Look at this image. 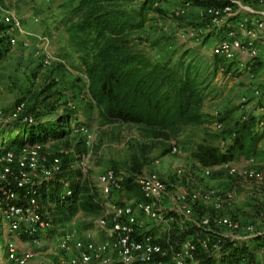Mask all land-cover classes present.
Listing matches in <instances>:
<instances>
[{
	"label": "rangeland",
	"instance_id": "obj_1",
	"mask_svg": "<svg viewBox=\"0 0 264 264\" xmlns=\"http://www.w3.org/2000/svg\"><path fill=\"white\" fill-rule=\"evenodd\" d=\"M78 1L6 0L5 4L0 3L1 25L5 27L4 18L8 12H14L21 18L22 26L32 33L27 38L28 45L21 41L18 45H13L10 43V37L16 36L18 31L12 30L10 35L7 33L8 43L3 47L4 58L0 61V149L11 143L8 140L4 144V138H1V133L7 129L8 123L25 120L26 117L33 118L35 123L72 112L76 119L69 126L70 134L64 139L48 142L41 151L38 166L26 172L27 178L33 183L44 180V170L49 165L48 161L57 155H79L80 159L75 162V168L81 169V181L98 194V201L103 202L105 199L98 192L97 186L100 174L112 168L125 173L126 180L135 174L134 162L138 160L139 163H145L138 173L157 171L169 184L171 197L175 194L176 198L180 192L174 184L188 191L201 186L220 188L223 189V193L233 190L236 195L228 205H225L224 213L241 220L243 224H254L258 229L264 230V223L261 220V213L264 212V185L232 177L224 170L203 177V165L195 158V153L202 147L217 148L227 153L236 141L235 132L239 125L250 117L264 115V71L239 69L236 65L224 61L221 65L223 69H228L227 72H217L208 84L203 106L206 122L203 125L184 127L169 140L147 139L134 124L121 122L108 124L102 119L99 107L91 97L85 68L78 53H72L69 47V33L65 23ZM200 6L194 3L190 7H185L175 0L157 1L154 9L147 12L144 26L130 31L127 38L138 50L157 61L167 59L178 61L182 57L191 58L195 53L204 61L209 58L215 43L223 34L220 32L206 37L207 32L201 19L204 16L203 9ZM35 18L39 19L38 22L34 20ZM39 35L49 39L50 43L47 47L43 46V49L51 50L56 58L53 62L48 63L44 53L38 52ZM229 71L232 72L230 76ZM21 102L25 103V111L17 118L11 119L14 109ZM76 122L80 123L78 128ZM217 122L222 123L221 129L216 127ZM85 129L87 133H84ZM80 142L83 145L81 147L83 152L78 154L76 147ZM67 143L73 146L71 151L66 148ZM146 144L151 146V149L147 155H142L140 147ZM174 145L179 146L178 153L171 152ZM251 157H254V164L248 166L264 168L263 143L256 154L242 155L230 161L244 166L245 160ZM178 167H185L191 175L177 176ZM14 173L16 175L18 172ZM13 179L14 176L3 179V170L0 167L1 196L4 197L1 193L6 187L14 185ZM135 198L137 197L129 196L123 185L121 190L111 195L110 201L122 202ZM167 206L172 209L169 208V213L176 212L174 201L167 203ZM105 211L102 209L103 213ZM196 211L199 214L212 213L210 207L201 205L197 206ZM99 216L100 214L94 215L80 210L67 228L78 233L94 230L95 221ZM140 219H143L145 225L155 234L159 236L164 234L161 229H156L152 220L142 216ZM180 221L178 218V222ZM172 226L174 229L180 228L177 222ZM49 229L51 227L40 230L39 235L46 234ZM218 230L225 235L233 234L226 227ZM246 240L257 244H252L255 264H264L257 255L259 248L264 246V235L251 236ZM246 240L238 243L244 244ZM10 241L17 242L20 253L25 249L33 252V257L26 264H64L68 256L74 252L72 241L69 243V250L64 251L58 243V238L44 244L31 242L29 237H19L16 232H11L8 224L0 223V264H8L5 247ZM215 258L216 264L222 262L220 256ZM198 264L212 263H202L199 260Z\"/></svg>",
	"mask_w": 264,
	"mask_h": 264
},
{
	"label": "trees",
	"instance_id": "obj_2",
	"mask_svg": "<svg viewBox=\"0 0 264 264\" xmlns=\"http://www.w3.org/2000/svg\"><path fill=\"white\" fill-rule=\"evenodd\" d=\"M5 2L0 0L1 4ZM154 7V0H79L65 24L69 47L72 53H78L89 79L91 97L104 122L134 124L147 139L169 140L184 127L206 122L203 113L206 91L222 59L203 61L195 53L191 58L182 57L178 61H157L138 50L127 35L144 26L147 12ZM7 43V27L0 24V61ZM75 119L72 112H66L55 119L35 123L22 119L12 121L8 123V130L1 133L4 144L8 140L11 143L0 149V155L22 146L64 139L70 134L69 126ZM262 119L264 115L241 123L235 132L236 141L227 153L202 147L195 158L203 166H212L256 154L264 137V128L258 129ZM76 123L78 128L80 123ZM82 146V142L77 145L78 154L83 152ZM66 148L71 151L73 146L67 143ZM140 149L142 155H147L151 146L141 145ZM56 157L61 159V169L53 178L35 181L32 189L19 190L15 183L13 185L19 193L16 202L25 204L33 197L37 200L40 212L51 224V229L43 235L50 242L66 232L78 211L99 215L103 209L98 194L81 181V169L75 168L80 156L61 154ZM134 163L133 173L141 172L145 163L138 160ZM124 190L137 200L143 198L131 176L126 178ZM201 233L193 225L175 228L170 234V244L176 247L186 239H196ZM164 245L168 243L164 241ZM223 245L219 264H234L243 257L256 263L255 251L249 246L229 239L223 240ZM196 257L202 263H217L215 257L200 250Z\"/></svg>",
	"mask_w": 264,
	"mask_h": 264
},
{
	"label": "built area",
	"instance_id": "obj_3",
	"mask_svg": "<svg viewBox=\"0 0 264 264\" xmlns=\"http://www.w3.org/2000/svg\"><path fill=\"white\" fill-rule=\"evenodd\" d=\"M154 0V6L157 4ZM175 2L190 7L199 3L203 9V20L206 37L212 34L222 33L223 37L217 41L209 54V58L222 59L217 69L218 73L227 72L223 69L225 61L232 63L237 68H246L253 71L252 61L264 59V0H175ZM38 22V18L34 19ZM7 33L18 31L10 43L18 45L21 41L28 45L27 38L32 35L28 28L22 26V21L14 12H8L4 18ZM50 43L46 36L39 35L38 52H43L48 63L56 60L51 50L45 51L43 46ZM250 61V62H249ZM231 71L228 75H231ZM26 109L25 103H18L11 119L20 116ZM25 121L33 123V118L26 117ZM222 123L217 122L216 127L222 128ZM264 128V119L259 123ZM87 133V130H84ZM90 143V141H87ZM46 144L26 145L19 149H11L0 155V167L3 170V179L14 176L15 186L19 190L32 189L33 181L27 178L26 172L34 170L41 159V151ZM172 153L179 152V146L174 145ZM157 163L159 161H156ZM254 157L245 160L244 166L226 161L213 166H203L202 176L209 177L216 171H226L232 177L245 181H252L258 185H264V168H253ZM44 170V180L53 178L61 169V159L54 157L48 161ZM246 164V165H245ZM14 171L18 173L14 175ZM185 167H178L176 174L185 176ZM123 172L115 169H107L98 178V189L104 201L103 211L95 221L94 230L78 233L76 230H66L58 237V243L64 249L69 250L70 242H73L72 252L64 264H198L197 252L203 251L210 257H219L224 250L223 240L228 237L231 241L246 240L251 236L264 235V230L258 229L254 224H243L241 220L225 214V205L233 200L236 193L229 190L223 193V189L211 187H198L192 191L180 188V192L170 195L169 184L165 182L157 171L149 173H135L134 182L139 187L143 198L130 199L122 202L110 201L115 191L123 188L125 182ZM194 180L193 177H191ZM15 186L6 187L0 195V223L8 224L11 232H16L19 237L27 236L31 242L46 243L49 240L39 235L40 230L50 228L51 224L40 212V206L33 197L25 204L16 202L19 193ZM174 201L176 212H170L167 203ZM227 203V204H226ZM210 207L212 213H197V206ZM171 209V208H170ZM172 210V209H171ZM140 216L154 222L156 229H161L163 235L159 236L145 225ZM180 218V222H178ZM264 223V212L261 213ZM177 222L181 229L188 225L198 227L201 233L196 239L190 238L178 246L170 244V234L174 230L172 224ZM226 227L231 231L229 235L219 232V228ZM154 229V230H156ZM100 232V234H97ZM102 236V237H101ZM60 238V239H59ZM222 238V239H221ZM227 239V238H226ZM164 241L168 246L164 245ZM16 241L6 244V256L8 264H26L33 252L25 249L19 252ZM68 254V253H67ZM261 261H264V246L257 253ZM234 264H254L250 258L243 257Z\"/></svg>",
	"mask_w": 264,
	"mask_h": 264
},
{
	"label": "crops",
	"instance_id": "obj_4",
	"mask_svg": "<svg viewBox=\"0 0 264 264\" xmlns=\"http://www.w3.org/2000/svg\"><path fill=\"white\" fill-rule=\"evenodd\" d=\"M250 62V61H249ZM252 67H253V69H255V71L257 70V71H259V70H261V71H264V59L262 60L261 58H258V59H254L253 61H252ZM258 129H260L259 128V126H258ZM261 143H259V145H258V148H260L261 147V145H262V143L264 144V137L262 138V140L260 141ZM260 146V147H259ZM258 151V150H257ZM80 211H78V213H79ZM77 213V214H78ZM102 237V236H101ZM257 245V244H255V242L254 241H252V242H250V241H244V245H246V246H249L250 248H252V246L253 245Z\"/></svg>",
	"mask_w": 264,
	"mask_h": 264
}]
</instances>
